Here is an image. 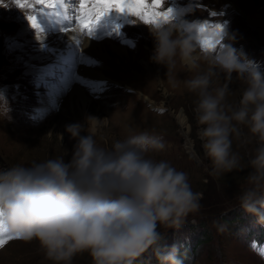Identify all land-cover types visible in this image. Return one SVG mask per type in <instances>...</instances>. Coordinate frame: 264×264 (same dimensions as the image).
Wrapping results in <instances>:
<instances>
[{"label": "rangeland", "instance_id": "obj_1", "mask_svg": "<svg viewBox=\"0 0 264 264\" xmlns=\"http://www.w3.org/2000/svg\"><path fill=\"white\" fill-rule=\"evenodd\" d=\"M23 2L31 4L34 0ZM64 5L67 12L63 15L55 14L59 9H46L53 14L40 16L44 31L38 32L27 16L36 15L40 5L34 9L22 7L21 0H0V94L6 98L0 96V169L57 157L70 161L77 141L65 126L84 123L87 116L101 120L98 126L94 121L93 127L97 143L106 148L128 135L147 130L163 137L165 144L162 151L148 155L187 172L193 190L203 197L200 210L189 215L178 231L160 228L162 246L179 244L184 264H264V225L246 213L236 198L250 171L247 160L256 147L254 139H233V150L243 158L241 169L218 178L211 176L210 162L197 136L193 113L197 98L183 83L193 73L178 61L170 82L167 68L151 60L155 42L149 29L141 26L145 23L113 11L95 26L94 35L90 36L104 44L103 59L91 56L89 64L95 63L90 68L103 72L105 81L80 80L77 67L84 63L78 51L74 63L53 64L59 60L55 52L61 38L52 23L68 21L69 27L80 28L75 20L79 0H64ZM168 8L188 23L226 27L229 38L224 42L255 61L264 73V0H164L161 10ZM25 27L27 35L22 34ZM39 34L46 40H38ZM80 34L89 36L81 28ZM63 41L62 52H69L71 44L66 38ZM111 45L126 49L115 50ZM51 67V74L45 73ZM63 77H69L71 87H58ZM224 83L231 89L228 102L235 103L243 85L235 78L228 82L221 76L214 78L213 86ZM74 86L84 89L85 101L72 90ZM8 106L11 119L4 118ZM219 225H226V230L220 232ZM0 264L53 262L45 258L37 241L12 239L0 248ZM72 264H92V258L88 253L78 254ZM136 264L158 261L149 251Z\"/></svg>", "mask_w": 264, "mask_h": 264}, {"label": "clouds", "instance_id": "obj_2", "mask_svg": "<svg viewBox=\"0 0 264 264\" xmlns=\"http://www.w3.org/2000/svg\"><path fill=\"white\" fill-rule=\"evenodd\" d=\"M147 25L155 42L151 60L167 68L170 82L178 61L193 73L183 83L197 98L193 113L209 174L218 178L241 169L233 139H254L250 171L236 198L264 225V73L224 42L229 38L224 26L202 31L204 24L173 13L167 22ZM205 41L215 48L206 49ZM221 76L243 85L235 103L228 102V83L213 86ZM10 111L8 106L4 118L11 119ZM94 121L98 126L101 120L87 116L84 123L65 126L77 141L70 161L57 157L0 169V220L8 233L37 241L53 264H72L83 253L92 264H136L149 251L158 264H184L179 244L162 246L160 228L178 231L200 210L202 194L193 190L187 172L148 155L165 148L163 137L145 130L106 148L97 143ZM84 131L88 134L81 135Z\"/></svg>", "mask_w": 264, "mask_h": 264}, {"label": "snow or ice", "instance_id": "obj_3", "mask_svg": "<svg viewBox=\"0 0 264 264\" xmlns=\"http://www.w3.org/2000/svg\"><path fill=\"white\" fill-rule=\"evenodd\" d=\"M164 0H79V7L76 11L79 13L75 17V20L79 22L81 30H86V34L89 36L94 35L95 26L105 17H107L113 11L124 14L126 16L137 17L145 24H158L161 20L167 22L172 18V9L161 10ZM41 7L36 10V15H28L27 19L33 29L38 32H43V28L40 23L41 15H52L53 12H48L46 9H59L55 12L56 15H62L67 12V8L64 5V0H34V3L25 4L21 0V6H27L36 8V5ZM63 11H60V10ZM216 15V13H212ZM135 23V21H132ZM119 25L116 26V30H119ZM209 28L208 25H203L202 31ZM213 29H223V26L216 24L212 26ZM63 31H69L70 29H62ZM203 46L207 48H215V44L211 41H205ZM12 239H18L8 233L3 221L0 220V248H3Z\"/></svg>", "mask_w": 264, "mask_h": 264}, {"label": "bare ground", "instance_id": "obj_4", "mask_svg": "<svg viewBox=\"0 0 264 264\" xmlns=\"http://www.w3.org/2000/svg\"><path fill=\"white\" fill-rule=\"evenodd\" d=\"M60 11H63V10L61 9ZM60 23L61 22H57L56 20L52 23L55 26V28H57V30H58L57 32H58V34H59V36L61 38L59 40V43H58V46H57V49H56L57 52H55V54L59 57V60L58 61L57 60L54 61L53 64H60V62H61V65L66 63V62L70 63V64L74 63L75 52L78 51L80 54H82L81 62L84 63L81 66L77 67V72L76 73H79L81 75L80 80H90L91 78H96L100 82L105 81V75L103 74V72L96 73L95 71H92V69L90 68V66H92L95 63L89 64V62L91 61V56H96L97 55V56L100 57V59H103L102 57H104V55H103L104 54V51H103L104 50V47H103L104 44L101 41L99 42L94 37H90V36H85L84 37V36H82L80 34V28L76 29L74 27H69L68 26L69 25L68 21L66 23H64V24L63 23L60 24ZM59 25H61V26H59ZM62 25H64V26H62ZM141 26L143 28H145V29H149L147 24H141ZM66 28L70 29V30L67 31V32L62 30V29H66ZM22 34L23 35H27L28 34V30H27L26 27L22 30ZM36 38H38V40H41V41H45L46 40V37L45 36H41V34L37 35ZM63 38H66L67 42L71 44V48H70L69 52L68 51H63L62 52V46H63V43H64ZM111 46L115 50H117L118 48L119 49H126L125 47L116 48L115 45H111ZM119 51H120L119 53H122L121 50H119ZM48 56H50V53H48ZM87 64H88V67L86 66ZM51 72H52V67L49 68L48 70H46L45 73L51 74ZM62 72L66 73V74H69V73H67L66 70H63ZM92 73L95 75V77H93ZM71 83L72 82L69 80V77H63L61 79V82L59 83L58 87L59 88L71 87ZM72 90L75 91L80 97L82 96L84 98V101H85V95H84L85 93L83 91L84 89L81 86H78V87L74 86ZM143 96H144V94H143ZM145 98L149 100V98L147 96H145ZM183 120H184V115H182V121Z\"/></svg>", "mask_w": 264, "mask_h": 264}]
</instances>
